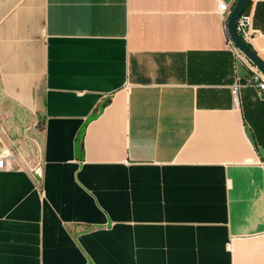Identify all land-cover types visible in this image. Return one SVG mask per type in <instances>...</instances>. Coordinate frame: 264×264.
I'll list each match as a JSON object with an SVG mask.
<instances>
[{
  "label": "crops",
  "instance_id": "0c3cea01",
  "mask_svg": "<svg viewBox=\"0 0 264 264\" xmlns=\"http://www.w3.org/2000/svg\"><path fill=\"white\" fill-rule=\"evenodd\" d=\"M235 1L0 0V264H264ZM245 12L264 61V0Z\"/></svg>",
  "mask_w": 264,
  "mask_h": 264
},
{
  "label": "built area",
  "instance_id": "2783aa9c",
  "mask_svg": "<svg viewBox=\"0 0 264 264\" xmlns=\"http://www.w3.org/2000/svg\"><path fill=\"white\" fill-rule=\"evenodd\" d=\"M230 8L223 2L216 3V13L226 23ZM251 15L247 12H242L236 20L235 31L241 40L249 45L252 36L250 27ZM226 46L232 54L233 60L241 61L248 69L249 73L241 81L235 79L229 87V95L232 104L236 105L238 101L237 91L242 86H254L260 100H264V79L262 76L242 57V55L232 46L226 32ZM250 46V45H249ZM10 158V154L6 151H0V170H5L6 160Z\"/></svg>",
  "mask_w": 264,
  "mask_h": 264
},
{
  "label": "water",
  "instance_id": "95a60500",
  "mask_svg": "<svg viewBox=\"0 0 264 264\" xmlns=\"http://www.w3.org/2000/svg\"><path fill=\"white\" fill-rule=\"evenodd\" d=\"M251 0H236L231 6L226 19V32L232 46L242 55V57L262 76L264 79V61L245 44L235 31L236 20L244 12Z\"/></svg>",
  "mask_w": 264,
  "mask_h": 264
},
{
  "label": "trees",
  "instance_id": "16d2710c",
  "mask_svg": "<svg viewBox=\"0 0 264 264\" xmlns=\"http://www.w3.org/2000/svg\"><path fill=\"white\" fill-rule=\"evenodd\" d=\"M248 6V5H247ZM247 6H246V8H247ZM246 8H245V10H246ZM245 10H244V12H245ZM249 46V45H248Z\"/></svg>",
  "mask_w": 264,
  "mask_h": 264
}]
</instances>
